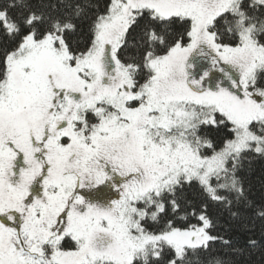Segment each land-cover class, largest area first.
<instances>
[{"label": "snow or ice", "instance_id": "6c2138e0", "mask_svg": "<svg viewBox=\"0 0 264 264\" xmlns=\"http://www.w3.org/2000/svg\"><path fill=\"white\" fill-rule=\"evenodd\" d=\"M253 156L264 0H0V264L264 251Z\"/></svg>", "mask_w": 264, "mask_h": 264}, {"label": "trees", "instance_id": "16d2710c", "mask_svg": "<svg viewBox=\"0 0 264 264\" xmlns=\"http://www.w3.org/2000/svg\"><path fill=\"white\" fill-rule=\"evenodd\" d=\"M241 175L245 181L246 188L249 190V198L256 201L257 204L264 203V159L258 156L249 157L244 162ZM214 217H217L215 212ZM226 221V214L219 215L217 217V226L212 234L232 239L235 248L243 250L233 253L221 241H214L211 242L210 252L206 257H203L205 262L218 258L225 261V264H264V251L261 249H244L243 244L247 238L246 234L234 228L229 230V223ZM256 238L260 239L259 231H257ZM193 259L197 258L194 257Z\"/></svg>", "mask_w": 264, "mask_h": 264}]
</instances>
